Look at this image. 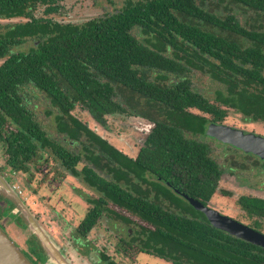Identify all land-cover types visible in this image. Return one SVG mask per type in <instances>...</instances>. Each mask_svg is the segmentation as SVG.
<instances>
[{"label": "trees", "instance_id": "trees-1", "mask_svg": "<svg viewBox=\"0 0 264 264\" xmlns=\"http://www.w3.org/2000/svg\"><path fill=\"white\" fill-rule=\"evenodd\" d=\"M54 1L0 0V19L26 20L0 26L4 166L26 172L37 152L47 151L94 193L82 195L89 208L76 228L80 237L101 215H111L134 227L124 252L169 264H264V249L212 228L172 191L204 206L221 175L206 146L187 134H203L209 121L222 120L228 110L243 122L264 124V29L247 21L264 20V0L126 1L79 24L34 17L37 6ZM234 10L248 18L240 24ZM26 42V51H13ZM193 72L218 85L210 100L191 88ZM27 94L44 101L54 138L36 121ZM76 106L101 128L111 116L151 124L135 158L72 116ZM1 201L0 214L6 215L7 202ZM236 204L258 231L264 200L243 196ZM35 248L42 259L36 240Z\"/></svg>", "mask_w": 264, "mask_h": 264}, {"label": "rangeland", "instance_id": "rangeland-1", "mask_svg": "<svg viewBox=\"0 0 264 264\" xmlns=\"http://www.w3.org/2000/svg\"><path fill=\"white\" fill-rule=\"evenodd\" d=\"M126 1L128 0H58V2L56 1L57 9H47L39 6L35 9L34 16L41 19L50 18L64 23L79 24L85 20L97 18L120 9ZM233 13H235L240 24L243 23L241 17L246 18L248 16V14L242 16L241 12L235 10ZM233 13L231 12V14ZM247 21L249 22H247L248 25H261L264 29V20L255 21L253 17H249ZM29 46V43H25L21 49L17 48L13 51H25ZM189 81L194 91L209 100L214 90L218 88V85L198 72L191 73ZM31 95L27 94L26 97L29 100V106L33 109L35 119L39 122L46 135L52 138V120L45 115L47 107L38 94L35 97ZM192 112L197 114L196 111ZM71 115L131 158L135 156L138 149L142 146L150 126L146 121L137 117L111 116L106 117V127L101 128L78 106L72 110ZM224 124L264 137V124L242 122L240 115L231 110L228 111ZM212 152H214L220 163L226 164V168L243 166L237 153L232 155V157L225 156L227 158L225 160L221 150L212 147ZM3 155L0 149V170L3 177L8 179V182L13 186L20 198L23 197L26 200L28 198L27 205L32 211V216L45 228L47 234L69 264H91L92 262H88L86 253L87 250L92 248H95L98 252H103L114 264H169L153 256H144L135 252H130L127 255L117 253V240L115 237L124 233L125 227L120 222L106 215H102L98 219L85 239L79 238L75 234V228L89 208L82 200V195L95 197V194L81 183L71 179L60 168L49 152L38 151V156L26 165V172L13 174L4 166ZM232 160L237 162L231 164ZM80 166L81 164H79ZM233 171L235 170L233 169ZM238 174V177H230L225 174L219 182L218 189L229 193V196L225 197L216 194L211 199L209 206L218 213L254 229L253 219L247 217L239 209L236 205V200L240 196H251L264 200V170L262 168L249 167ZM0 202L2 201L0 200ZM109 208L136 224L144 225L136 217L129 215L124 210L114 206H109ZM2 209L7 210V204ZM9 215L11 214L3 215L4 218L2 220L4 221L2 223L5 224L9 220L8 230L10 228L12 231L8 233L14 239L16 245L20 246L23 252L26 253H29L30 249L36 250V239L34 236L29 233L25 226L19 227L17 224L19 221H16L14 217H8ZM258 229L260 233L264 234V222L260 223ZM37 264L48 263L42 258ZM98 264L103 263L100 262Z\"/></svg>", "mask_w": 264, "mask_h": 264}, {"label": "water", "instance_id": "water-1", "mask_svg": "<svg viewBox=\"0 0 264 264\" xmlns=\"http://www.w3.org/2000/svg\"><path fill=\"white\" fill-rule=\"evenodd\" d=\"M205 134L228 144L245 154H251L264 161V137L249 132H243L223 125L209 124ZM177 192V191H176ZM178 193V192H177ZM183 198L191 208L205 218L214 229L219 230L243 242L264 249V234L242 225L218 212L209 209L199 202L183 195ZM0 200L7 202V213L15 215L24 224L29 233L36 237L37 246L43 259L48 264H69L64 258L54 241L39 226L35 218L29 212L22 199L14 188L0 174ZM0 264H32L9 237L0 228Z\"/></svg>", "mask_w": 264, "mask_h": 264}, {"label": "flooded vegetation", "instance_id": "flooded-vegetation-1", "mask_svg": "<svg viewBox=\"0 0 264 264\" xmlns=\"http://www.w3.org/2000/svg\"><path fill=\"white\" fill-rule=\"evenodd\" d=\"M56 1L58 2V0H55L54 1V3L52 4V6L51 7H49V6H43V7H45V8H47V9H53V8H58V6H56ZM128 1H130V2H139V1H142V0H128ZM144 1V0H143ZM40 6V5H39ZM39 6H37V7H39ZM36 7V8H37ZM33 14H34V12H33ZM35 17V16H34ZM36 18V17H35ZM46 19V18H45ZM50 19V18H49ZM50 20H52V19H50ZM22 21H26L25 19H23V18H19V17H16V18H11V19H0V26H4V25H8V24H18V23H23ZM52 21H54V22H58V23H64V22H60V21H56V20H52ZM2 23H5V24H2ZM26 43H29L30 44V42H26ZM25 44V43H24ZM23 44V45H24ZM23 45H21L20 47H18V49H21V47L23 46ZM31 45V44H30ZM29 48V47H28ZM27 48V49H28ZM26 49V50H27ZM25 50V51H26ZM1 60H0V64H1ZM192 111H195V110H191V112ZM229 111V110H228ZM228 111H227V113H228ZM232 111V110H231ZM197 112V111H196ZM227 113H226V116H227ZM196 114V113H195ZM197 115H199V116H201V117H204V118H206L207 120H210V116L209 115H206V114H203V113H200V112H197ZM226 116L225 117H223L222 118V120H220V121H216V122H211V121H209L206 125H205V129H204V132H203V134H199V135H197V136H192V135H189V134H187L186 135V137L187 138H190V139H194L195 141H197L198 143H201V144H203V145H205L206 146V148H207V154H208V157L214 162V163H216L217 165H218V167H219V169H220V171H221V175H220V177H219V179H218V182H217V190L215 191V193L210 197V199L208 200V202L206 203V205H204L205 207H207V208H209V209H212V208H210V206H209V203H210V201H211V199L213 198V196L214 195H216V194H220V195H223V196H225V197H227V196H229V193H227V192H222V191H219V189H218V185H219V182L222 180V178L225 176V174H228L230 177H238L239 176V172H241V171H245V170H247L249 167L251 168V167H254V168H259L260 167V164H262V163H264V161L263 160H259L257 157H255V156H253V155H251V154H245V153H243L241 150H239V149H236V148H234V147H232V146H230V145H228V144H224V143H221V142H219L218 140H216V139H214V138H212V137H209V136H207L206 134H205V131H206V128H207V126L209 125V124H213V125H223V126H227V125H225L224 124V119L226 118ZM241 117V116H240ZM243 122V121H242ZM148 123V122H147ZM245 123H248V122H245ZM149 124V123H148ZM150 126H149V129L151 128V124H149ZM228 127H230V126H228ZM231 128H233V127H231ZM234 129H237V128H234ZM238 130H240V129H238ZM92 131V130H91ZM149 131V130H148ZM148 131H147V133H148ZM241 131H243V130H241ZM93 132V131H92ZM243 132H245V131H243ZM246 133V132H245ZM254 134V133H253ZM96 135H98V134H96ZM257 135V134H256ZM99 136V135H98ZM52 137H53V135H52ZM100 138H102L101 136H99ZM54 138V137H53ZM102 139H104V138H102ZM105 140V139H104ZM114 147V146H113ZM212 147L214 148V149H219V150H221L222 151V153H223V157H224V159L225 160H227V158H225V156H228V157H232V155H236V153L240 156V159H241V165H243V166H240L239 164V166L237 167V168H232V167H228V168H226L225 166H226V164H223V163H220L217 159V157L214 155V152H212ZM115 148V147H114ZM118 150V149H117ZM139 150V149H138ZM120 151V150H119ZM121 152V151H120ZM138 152V151H137ZM137 154V153H136ZM136 154H135V156H136ZM126 155V154H125ZM127 156V155H126ZM135 156L134 157H132V159L133 158H135ZM129 157V156H128ZM131 158V157H130ZM237 161H235V160H232L231 161V164H233V163H236ZM58 163V162H57ZM61 168V167H60ZM62 169V168H61ZM225 169V170H224ZM233 169L235 170V171H233ZM63 170V169H62ZM64 171V170H63ZM237 171V172H236ZM10 172V171H9ZM65 172V171H64ZM10 173H14V172H10ZM66 173V172H65ZM0 174L2 175V172H1V170H0ZM67 174V173H66ZM68 175V174H67ZM3 176V175H2ZM69 176V175H68ZM69 177H71V176H69ZM71 179H73V180H76L75 178H73V177H71ZM77 182H79L78 180H76ZM80 183V182H79ZM83 185V184H82ZM84 186V185H83ZM85 187V186H84ZM86 188V187H85ZM89 190V189H88ZM172 190V189H171ZM179 198H181V200L183 201V202H186L187 203V201L183 198V195L184 194H181V193H179L178 191V193L176 192V190H172ZM94 194V193H93ZM89 196V195H88ZM186 196V195H185ZM150 197H152V195L150 194ZM240 197H243V196H240ZM249 197H251V196H249ZM189 198V197H188ZM239 198V197H238ZM237 198V199H238ZM257 198V197H256ZM82 200H83V198H82ZM194 200V199H193ZM84 201V200H83ZM196 201V200H195ZM85 202V201H84ZM198 202V201H197ZM236 202H237V200H236ZM188 204V203H187ZM189 205V204H188ZM237 205V204H236ZM109 206H114V205H108V207ZM190 206V205H189ZM238 206V205H237ZM89 207V206H88ZM114 207H116V206H114ZM191 207V206H190ZM239 207V206H238ZM117 208V207H116ZM120 209V208H119ZM239 209L241 210V208L239 207ZM121 210H123V209H121ZM212 210H214V209H212ZM125 211V210H124ZM215 211V210H214ZM242 212H243V210H241ZM87 212V211H86ZM126 212V211H125ZM217 212V211H216ZM116 213V212H115ZM128 213V212H127ZM244 213V212H243ZM86 214V213H85ZM118 214V213H117ZM129 214V213H128ZM220 214V213H219ZM120 215V214H119ZM130 215V214H129ZM222 215V214H221ZM102 216V215H101ZM100 216V217H101ZM107 217H110V218H113L111 215H106ZM122 216V215H121ZM132 216V215H131ZM223 216H225V215H223ZM8 217H10V218H12V216H8ZM125 217V216H124ZM134 217V216H133ZM225 217H227V216H225ZM4 217H3V215L2 214H0V228L4 231V233L9 237V239L11 240V239H13L10 235H9V233L8 232H10V228H9V230H8V225H10V223H8L9 222V220L8 221H6L5 222V224H3L2 223V221H4V220H2ZM228 218H230V217H228ZM8 219V218H7ZM83 219V218H82ZM81 219V220H82ZM114 219V218H113ZM230 219H232V218H230ZM80 220V221H81ZM114 220H116V219H114ZM232 220H234V219H232ZM79 221V222H80ZM116 221H118V220H116ZM234 221H236V220H234ZM79 222H78V224H79ZM118 222H120V221H118ZM237 222V221H236ZM121 224H123L124 225V227H125V231H124V233H122V234H119L118 236H116L115 238H116V240H117V243H116V250H117V253H120V254H122V255H127L128 253H130V252H134L133 250H130V251H128V252H124L123 251V249H125V248H127L126 246H127V242H129L130 241V239H131V237H132V232H133V230H134V227H133V225H129V224H125V223H123V222H120ZM239 223V222H238ZM78 224H77V226H78ZM241 224V223H240ZM243 225V224H242ZM77 228V227H76ZM76 228H75V234L77 235V233H76ZM250 228V227H249ZM252 229V228H251ZM254 230V229H253ZM256 231V230H255ZM88 234V233H87ZM86 234V235H87ZM263 234V233H262ZM86 235L84 236V237H80V236H78L79 238H81V239H85V237H86ZM13 243L16 245V243H15V241H14V239H13ZM17 246V245H16ZM17 248L23 253V255L29 260V261H31V263H33V264H37L38 262H40V257H38V256H36L35 254H34V252H33V249H30V252L29 253H26V252H23V249L20 247V246H17ZM139 254H141V255H144V256H151L152 257V255H148V254H144V253H139ZM86 256H87V258H88V262H92L91 264H98V263H103V264H114L109 258H108V256H106L103 252H98L95 248H92V249H89V250H87V253H86ZM153 257H155V256H153ZM155 258H157V257H155ZM157 259H159V258H157ZM160 260V259H159ZM161 261H163V260H161Z\"/></svg>", "mask_w": 264, "mask_h": 264}, {"label": "crops", "instance_id": "crops-1", "mask_svg": "<svg viewBox=\"0 0 264 264\" xmlns=\"http://www.w3.org/2000/svg\"><path fill=\"white\" fill-rule=\"evenodd\" d=\"M4 179L8 182V179L7 178H5L4 177ZM9 183V182H8ZM9 185L10 186H12L10 183H9ZM13 187V186H12ZM15 190V189H14ZM22 199V201L24 202V204H25V206L27 207V209L29 210V212L30 213H32V211L30 210V208H29V206L27 205V200H28V198H27V200H26V198H21ZM10 216H12V217H14L15 219H16V221H19L18 220V218L17 217H15V215H13V214H11ZM38 223V222H37ZM18 225H19V227H21V226H24V224H22L20 221H19V223H17ZM39 224V223H38ZM39 226L46 232V230H45V228L43 227V226H41L40 224H39ZM12 231V229H10V232ZM15 231V230H14ZM47 233V232H46ZM11 241L13 242V239H11Z\"/></svg>", "mask_w": 264, "mask_h": 264}]
</instances>
